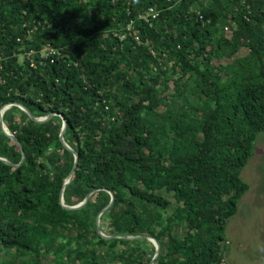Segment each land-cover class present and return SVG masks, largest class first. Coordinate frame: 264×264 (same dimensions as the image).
I'll use <instances>...</instances> for the list:
<instances>
[{"label": "trees", "instance_id": "obj_1", "mask_svg": "<svg viewBox=\"0 0 264 264\" xmlns=\"http://www.w3.org/2000/svg\"><path fill=\"white\" fill-rule=\"evenodd\" d=\"M9 103L23 150L0 121V264H151L147 238L99 233L110 193L106 235L155 237V264H224L264 132V0H0ZM63 118L64 202L95 190L77 209Z\"/></svg>", "mask_w": 264, "mask_h": 264}, {"label": "rangeland", "instance_id": "obj_2", "mask_svg": "<svg viewBox=\"0 0 264 264\" xmlns=\"http://www.w3.org/2000/svg\"><path fill=\"white\" fill-rule=\"evenodd\" d=\"M246 52L243 49L240 54ZM241 177L250 187L241 196L238 212L227 223L226 244L230 249L225 252V264H264V132L258 135ZM168 197L173 200L171 194Z\"/></svg>", "mask_w": 264, "mask_h": 264}, {"label": "water", "instance_id": "obj_3", "mask_svg": "<svg viewBox=\"0 0 264 264\" xmlns=\"http://www.w3.org/2000/svg\"><path fill=\"white\" fill-rule=\"evenodd\" d=\"M19 105H20L21 108H24V110L28 112L29 116H30L32 119H34V120H36V121H38V122H46V121H48V120L53 116V114H50V115H48V117H46V118H36V117L34 116V114H32L26 106H23V105H21V104H19ZM3 111H4V109H3V108H0V121H1V125H2V130H3V132H4L7 136H9L10 138H12L14 141L18 142L19 147L21 148V150H23V148H22V144L19 143V141H18V139L16 138V136L13 135V134H10L9 131H7V130L5 129V127H4V125H3ZM66 126H67V122H66V120L64 119V125H63L62 130H61V133H60V139H61L62 143H63L68 149H70V150L73 151V153H74V155H75V161H74V165H73V167H72V169H71V171H70V174H69L68 178H67V179L65 180V182H64V186H63L62 191H61L60 199H61V203H62V205H63L64 207L69 208V209H77V208H81L82 206H84V205L88 202L90 195H92V193L95 192V190L91 191V192L86 196L85 200L82 201V202H80V203L77 204V205L69 206V205H66L65 202H64V193H63V192H64V188H65V186H66L67 184H69V183L71 182V180L73 179V177H74V175H75V172H76L77 164H78V161H79V154H78V152L75 151V150H73V149L70 147V145H69V144L65 141V139H64V133H65V131H66ZM22 154H23V156H22V161H21V163H22V162L24 161V159H25V154H24L23 151H22ZM0 159H1V160H4V161L7 162V163H10L9 161H7V159H4V158H0ZM21 163H20V164H21ZM10 164H11V163H10ZM110 194H111V201H110V204H109L105 209H103V210L99 213V215L97 216V228H98L99 233H100L101 235H103L105 238H108V239H110V238H142V237H143V238H147L149 241H151V242H153V243L155 244V250H156V252H155V256H154V258H152V261H151V264H155V260H156V258L160 255V252H161L160 242H159L155 237H153V236H148V235H142V236H141V235H138V236H131V235H112V236H109V235H105V234L102 233V231H101V229H100V216L102 215V213H103L106 209H108V208L114 203V200H115V196H114V194H113V193H110Z\"/></svg>", "mask_w": 264, "mask_h": 264}, {"label": "built area", "instance_id": "obj_4", "mask_svg": "<svg viewBox=\"0 0 264 264\" xmlns=\"http://www.w3.org/2000/svg\"><path fill=\"white\" fill-rule=\"evenodd\" d=\"M130 2V1H129ZM158 17V12L155 10V8L154 7H151L146 13H141L140 15H139V18H141V19H145L146 21H148V22H152V20H154V19H156ZM132 23H133V20L131 21V23H130V26H129V28H131L132 27ZM137 39H138V37H137ZM53 50H51L50 52H46V56H43V57H47L51 52H52ZM13 103H10L9 105H8V107H11V105H12ZM6 107V106H5ZM6 109H7V107H6ZM4 114V113H3ZM225 264V263H224Z\"/></svg>", "mask_w": 264, "mask_h": 264}, {"label": "clouds", "instance_id": "obj_5", "mask_svg": "<svg viewBox=\"0 0 264 264\" xmlns=\"http://www.w3.org/2000/svg\"><path fill=\"white\" fill-rule=\"evenodd\" d=\"M10 104V103H9ZM9 104H5L4 106H2V108L4 109V111H3V113L5 114V112L10 108V107H8V105ZM16 105H18L19 107H20V103H15ZM12 105H14V104H12ZM11 105V106H12ZM21 105H23V104H21ZM7 107V109H6V107ZM24 106V105H23ZM21 108V107H20ZM23 110H24V108H22ZM4 114H3V125H4V127H6V129H7V131H9V133L10 134H13L9 129H8V127H7V125H6V123H5V121H4ZM54 114H58V113H53V115ZM46 117H48V116H40V117H36V118H46ZM63 125H64V118H63ZM63 125H62V127H63ZM61 130H62V128H61ZM14 135V134H13Z\"/></svg>", "mask_w": 264, "mask_h": 264}, {"label": "bare ground", "instance_id": "obj_6", "mask_svg": "<svg viewBox=\"0 0 264 264\" xmlns=\"http://www.w3.org/2000/svg\"><path fill=\"white\" fill-rule=\"evenodd\" d=\"M5 129H6V127H5ZM7 130V129H6Z\"/></svg>", "mask_w": 264, "mask_h": 264}]
</instances>
